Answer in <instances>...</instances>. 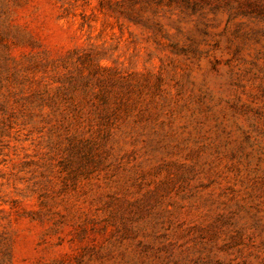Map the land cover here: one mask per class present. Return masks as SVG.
<instances>
[{"label": "rangeland", "instance_id": "rangeland-1", "mask_svg": "<svg viewBox=\"0 0 264 264\" xmlns=\"http://www.w3.org/2000/svg\"><path fill=\"white\" fill-rule=\"evenodd\" d=\"M0 264H264V0H0Z\"/></svg>", "mask_w": 264, "mask_h": 264}]
</instances>
